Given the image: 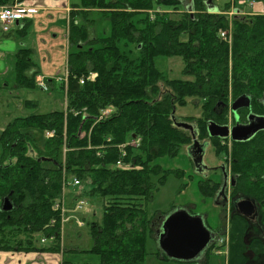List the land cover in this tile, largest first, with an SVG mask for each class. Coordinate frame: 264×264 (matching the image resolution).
I'll return each instance as SVG.
<instances>
[{
    "label": "trees",
    "instance_id": "trees-1",
    "mask_svg": "<svg viewBox=\"0 0 264 264\" xmlns=\"http://www.w3.org/2000/svg\"><path fill=\"white\" fill-rule=\"evenodd\" d=\"M14 2L0 0V5ZM193 3V14L183 0H79L72 5L77 9L70 12L68 39L76 51L68 55L64 110L17 117L0 134V251H62L61 215L54 205L69 179L78 178L80 187L88 186L82 194L104 199L102 219L90 225L91 252L103 264H146L153 236L146 202L174 172L155 160L175 157L193 142L192 132L179 126L176 108L198 99L201 116L185 122H196L202 138L209 136L208 120L224 121L230 98L248 94L256 99L264 92V14L229 19L232 3L220 13L209 12L206 0ZM94 10L110 21L101 35L86 16ZM230 27L231 41L220 35ZM32 52L21 47L15 53L13 84L2 81L0 91L16 89L17 94L36 87L40 72ZM176 56L188 78H170L157 65L160 57ZM90 71L98 76L81 84ZM108 107L111 114L99 120ZM38 131L44 133L43 145L33 134ZM48 131L54 135L47 136ZM133 139L140 141L132 145ZM124 144L123 161L132 169L116 165ZM216 147L230 157L239 176L236 190L255 195L264 135L233 142L231 149ZM200 182L205 196L218 190V183ZM6 198L13 204L8 211L2 208ZM230 222L228 264H234L241 255L244 223L239 216ZM222 249L214 243L206 252Z\"/></svg>",
    "mask_w": 264,
    "mask_h": 264
},
{
    "label": "rangeland",
    "instance_id": "rangeland-1",
    "mask_svg": "<svg viewBox=\"0 0 264 264\" xmlns=\"http://www.w3.org/2000/svg\"><path fill=\"white\" fill-rule=\"evenodd\" d=\"M34 1H37L35 4H43L56 0H23V3H33ZM67 1H71L73 4L79 2V0H57V3L66 4ZM253 1L256 2L255 6L251 5V0H214L219 9L224 8L226 3H232V8L226 11L229 17H233L236 10H239L240 14H245V12L264 14V0ZM63 14L65 13L63 12ZM49 15L48 12H37L34 19L22 20L19 23L20 27H13L9 33L0 28V71L7 68L3 74H0V83L7 81L9 85L13 84L14 53L21 47L32 49L31 56L40 72L38 84L34 89H20L17 94H15L16 89L12 90L13 93L8 89L0 91V134L4 127L17 117L64 110L66 106V91L63 83L68 71V55L76 51V48L70 46L67 37L68 19L65 16L63 19L59 12L54 13L52 18ZM86 16L87 19L94 20L93 26L97 35H101L104 30L109 31L110 21L103 13L94 10ZM173 16L175 15L173 14ZM26 22L28 24L24 31H19V28ZM157 65L170 78H188L183 75L185 65L178 56L160 57L157 59ZM42 84L49 88L46 89ZM27 101H31L32 105H26ZM201 111L202 104L198 102V99L189 98L187 105L176 108L175 117L185 122L187 117H200ZM193 128L196 130L195 126ZM33 134L38 143L43 145L44 133L38 131ZM192 146L182 147L175 157H159L155 160L165 170L182 171L184 175L177 176L173 172L166 177V182L155 191L153 199L146 202L148 214L150 218L153 217L154 222L159 219L158 223H160L166 214L180 208L187 209L192 214L202 215L206 225L227 243L231 229L229 211L226 210L228 214L224 218L223 206L216 203L213 197L205 196L202 193L200 182L205 180L208 175L214 181L219 182L223 174L220 167L224 159L218 157L216 145L205 143L202 146L203 153L199 159L195 160L192 156ZM2 152L3 149L0 145V158ZM79 185L69 184L64 188V199L69 208L67 220L61 226V243L65 264H103L101 257L90 251L94 244L90 225L91 222L102 219L104 199L82 194V191L84 192L88 186L85 185V189H83L84 187ZM80 193L82 195H79ZM75 198L87 202V213L74 211V208L69 207L76 202ZM78 222H82L83 225H78ZM222 230L228 231V235L223 234ZM159 250L156 238L151 236L148 241L149 254L146 264H228L226 245L221 250L222 252L218 253V250L208 254L205 252L197 260L187 262L167 258L161 252L159 253Z\"/></svg>",
    "mask_w": 264,
    "mask_h": 264
},
{
    "label": "flooded vegetation",
    "instance_id": "flooded-vegetation-1",
    "mask_svg": "<svg viewBox=\"0 0 264 264\" xmlns=\"http://www.w3.org/2000/svg\"><path fill=\"white\" fill-rule=\"evenodd\" d=\"M186 2V0H185ZM189 2V1H188ZM186 2V4L188 3ZM248 95V94H246ZM249 99L248 103L238 109V118H236L235 113L233 112V103L237 99H231L224 107L228 108V113L221 122L216 121L215 119L208 120L207 137H200V132L196 122L189 123L196 127V130L189 129L193 135L192 146V156L195 160L199 159L202 152V146L205 143H210L212 146L216 145V143H220L222 146L228 145L231 149V144L233 142H241L248 143L253 141V139L258 135H264V92L261 96L254 99L251 95H248ZM218 107H215L217 109ZM211 121L216 122L220 125L228 126L230 133L231 129L235 127L237 124L242 126H250L252 135L243 140H233L231 134L228 137H218L211 136L209 132V123ZM182 122V121H181ZM218 154V153H217ZM223 160L221 165L222 178L219 182L214 181L208 175L207 180H211L213 184L218 183L219 187L215 194L209 195L208 197H213L216 200V203L222 205L224 208V218L228 214L229 211L230 220L233 216H239L243 220V233H242V244L240 257L236 259L234 264H264V164L262 165L261 172H257V177L255 176V181H257L256 185V194H248L241 190H236V185H238L239 176L235 175L232 170V162L228 155L218 154ZM260 174L259 178L258 175ZM205 179V180H206ZM249 202L251 206V213L249 216L241 214V207L243 202ZM246 210L249 211V206L245 203ZM248 206V207H247ZM168 214H166L163 220L166 218ZM231 224V222H230ZM226 236L228 235V231L224 232ZM231 229L229 230V239L224 241V245L227 246V256L229 255V244L231 241ZM219 235L216 234V242H218ZM213 243V244H214ZM223 245V246H224Z\"/></svg>",
    "mask_w": 264,
    "mask_h": 264
},
{
    "label": "water",
    "instance_id": "water-1",
    "mask_svg": "<svg viewBox=\"0 0 264 264\" xmlns=\"http://www.w3.org/2000/svg\"><path fill=\"white\" fill-rule=\"evenodd\" d=\"M185 1V0H183ZM186 8L192 14L194 13L193 0H188ZM209 12L217 13L219 8L213 3V0H206ZM248 95L238 97L233 103V112L238 118L237 111L246 105ZM179 126L193 129V126L186 122L178 123ZM209 132L211 136L228 137L231 134L233 140L247 139L252 135L250 126L237 124L230 130L226 125L217 124L214 121L209 123ZM245 203L249 206L246 210ZM247 206V207H248ZM3 210H11L13 204L6 198L2 204ZM251 206L249 202H243L241 214L249 216ZM157 243L159 249L165 257L176 261H195L200 258L209 247L216 241V233L213 232L205 223L204 217L198 214H192L187 209H177L169 213L163 220L160 229L157 232Z\"/></svg>",
    "mask_w": 264,
    "mask_h": 264
},
{
    "label": "built area",
    "instance_id": "built-area-1",
    "mask_svg": "<svg viewBox=\"0 0 264 264\" xmlns=\"http://www.w3.org/2000/svg\"><path fill=\"white\" fill-rule=\"evenodd\" d=\"M251 5L255 6V3L253 0H251ZM39 12V9L37 7L33 6H26L22 1L15 0L13 4L8 5H0V25L4 32H9L13 29V27L21 22L22 20L29 18L33 16L35 13ZM236 13V12H235ZM234 15V14H233ZM232 15V16H233ZM231 19V17H230ZM221 37H223L225 40L231 41V27L226 30H222L220 32ZM98 76V73L95 71L88 72L84 77L80 79V83L84 84L87 81H93ZM43 85V84H42ZM113 111L112 107H108L102 111V114L99 117L100 119H103L111 114ZM47 136H53L54 131H48ZM140 139H133L130 144L137 145L139 143ZM122 148V154L120 159L117 161L116 165L123 169H132L134 168V165L131 163H125L123 161V158L126 156V150H124V145H119ZM81 183V181L78 178H72L69 179L67 184H73L74 186H78ZM54 208L60 213L61 215V223L63 224L67 220V214L69 212V208L66 205V201L64 199V193L61 196V199L57 201L54 205ZM74 211H82L84 213L88 212L87 208V202L85 200H77L76 205L73 209ZM54 223V221H52ZM79 224H83L82 222H78ZM219 244L224 243V239L220 238L218 241ZM220 252V251H218Z\"/></svg>",
    "mask_w": 264,
    "mask_h": 264
},
{
    "label": "crops",
    "instance_id": "crops-1",
    "mask_svg": "<svg viewBox=\"0 0 264 264\" xmlns=\"http://www.w3.org/2000/svg\"><path fill=\"white\" fill-rule=\"evenodd\" d=\"M19 1H22L23 2V0H19ZM186 2H188V0H186ZM35 3H37V1H34L33 3L32 2H27L26 4L25 3L24 4L26 6L37 7L39 9V12L38 13H40V12H48V13H50V15H49L50 18H52L54 16V13L59 12V15L63 19H64V16H65L66 19H69L70 12L72 10H76L77 9V8H74L72 6L73 5V2H71V1H67L66 4L57 3V0L55 2H52V3H47V2H45L43 4H35ZM213 3L215 5H217L214 1H213ZM63 12L65 14H63ZM60 13H62V14H60ZM34 16H35V14L33 16L29 17V18H26V21L34 19ZM19 23L16 24L14 27L15 28L18 27L19 26ZM26 23H28V22H26ZM0 28H1V25H0ZM22 28H23V26L21 28H19V31H21ZM9 32H6V33H9ZM67 37H68V35H67ZM15 53H14V55H15ZM10 54H12V53H10ZM6 69L7 68L1 69L0 74H3L6 71ZM64 80H66V79L64 78ZM37 81H38V77H37ZM36 83L38 84V82H36ZM40 83H42V81H40ZM77 200L78 199L75 198V201L76 202H77ZM76 202H74L72 204L73 206H69V207L74 208ZM156 221L155 222L153 221V223H152L153 237L154 238H156L155 237V233H156V231L158 232V230L160 229V223H161V221H160V223H158L159 219L156 220ZM78 225H83V224H78ZM90 251H91V249H90ZM159 251L162 253L161 250H159ZM63 254H64L63 249H62V251H59V252H45V251L44 252H41V251H29V252H24V251H0V264H65V260H64ZM162 254H164V253H162Z\"/></svg>",
    "mask_w": 264,
    "mask_h": 264
}]
</instances>
